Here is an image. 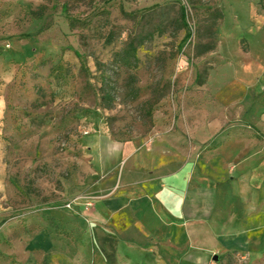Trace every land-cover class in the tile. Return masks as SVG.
<instances>
[{
	"label": "rangeland",
	"instance_id": "1",
	"mask_svg": "<svg viewBox=\"0 0 264 264\" xmlns=\"http://www.w3.org/2000/svg\"><path fill=\"white\" fill-rule=\"evenodd\" d=\"M111 145L215 196L243 236L207 264H264V0H0V264L92 206Z\"/></svg>",
	"mask_w": 264,
	"mask_h": 264
},
{
	"label": "crops",
	"instance_id": "2",
	"mask_svg": "<svg viewBox=\"0 0 264 264\" xmlns=\"http://www.w3.org/2000/svg\"><path fill=\"white\" fill-rule=\"evenodd\" d=\"M132 147L111 145L110 153L97 156L105 177L91 207L39 220L43 229L20 234L7 258L18 264H207L216 251L241 245L242 231L227 225L218 232L209 223L215 207L209 190L193 186L185 171L148 170L159 157L136 156ZM4 211L0 205V215Z\"/></svg>",
	"mask_w": 264,
	"mask_h": 264
},
{
	"label": "trees",
	"instance_id": "3",
	"mask_svg": "<svg viewBox=\"0 0 264 264\" xmlns=\"http://www.w3.org/2000/svg\"><path fill=\"white\" fill-rule=\"evenodd\" d=\"M123 11V13L125 14V15H128V16H133L134 15V13L132 12V13H126V12H124V10H122ZM186 17H187V11H186V8L185 7H183V8H181V21L183 22V24L184 25H186ZM191 36V34H187L186 35V37H190ZM257 131V130H256ZM258 132V131H257ZM260 137H263V136H261V134H260Z\"/></svg>",
	"mask_w": 264,
	"mask_h": 264
},
{
	"label": "water",
	"instance_id": "4",
	"mask_svg": "<svg viewBox=\"0 0 264 264\" xmlns=\"http://www.w3.org/2000/svg\"><path fill=\"white\" fill-rule=\"evenodd\" d=\"M215 259L217 260V257Z\"/></svg>",
	"mask_w": 264,
	"mask_h": 264
}]
</instances>
